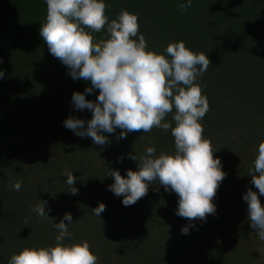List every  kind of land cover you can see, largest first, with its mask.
Instances as JSON below:
<instances>
[{
	"label": "trees",
	"instance_id": "1",
	"mask_svg": "<svg viewBox=\"0 0 264 264\" xmlns=\"http://www.w3.org/2000/svg\"><path fill=\"white\" fill-rule=\"evenodd\" d=\"M181 2L105 0V14L109 21L115 19L122 9L136 14L139 34L144 36L149 51L167 55L164 50L169 43L183 41L185 47L194 53L207 55L210 64L194 83L200 86L208 103V111L199 121L203 127V138L211 142L213 158H220L222 171L226 173L212 198L216 205L215 214L206 215L204 220L194 218L196 221L190 226L189 233L180 232L174 247L169 244L161 247L146 235L139 234V231L144 230L143 225L149 224V210H152L153 217L161 216L167 225L172 224L171 211L158 205L164 201L169 203L168 199L161 201V197L157 196L158 199L152 205L147 191L132 205L124 206L121 196L107 190L112 179L97 186L100 193L97 203L83 205L86 210H92L98 203H103L105 208L98 222H90L85 212L83 223H91L92 226L79 234L80 225L77 224L78 228L73 223L79 220L81 214L76 215L73 212L76 208L72 205L65 206L64 202L51 197L47 207L51 208V212L58 211L59 215L48 221L31 211L38 200H47L46 192L38 194L37 202L29 203L34 200L33 196L29 200V192L22 190L20 197L28 203H13L17 198L16 190L13 193V189L8 190L3 185L13 175L12 166L4 181L0 177V264H8L10 256L23 248L55 245L58 233L53 223L60 221L66 209V212L71 213L73 222L68 226L71 237H65L62 243L67 244L71 238L75 242L87 241L90 251L97 257V264H179L171 258L173 248L178 250L179 257L191 249L198 255L199 264H242L234 257L236 250L241 248L242 238L241 234L235 232V222H238L247 207L242 194L251 188L257 192L260 202L264 199L251 184L249 173V169L254 166L258 144L264 141V0H192L191 7L183 12L178 8ZM25 4V8L17 9L13 0H0V44L7 41L16 29L39 28L38 23L44 22V0H30ZM91 34L97 40L108 38L103 28ZM50 60L54 62L52 76L57 92L60 96H66L69 103V109H65V116L58 119L60 126L55 130L58 138L68 142L57 144L55 154L58 158L52 165V174L61 173V167L67 165L72 174H82L84 189L91 190L97 170L107 167L118 169L121 176L125 175V170H137V161L125 157V149L132 148L133 155L137 157L144 154L147 147L155 148V156L161 152H175L171 129L166 131L153 127L150 132L137 130L117 139L121 131L117 128L113 133H102L108 137L104 145L93 142L83 144L79 136L70 138L69 129L62 125L64 119L72 116L86 122L91 118L90 110L74 108L71 95L73 92L83 93L84 88L91 87V84L81 78L74 80L68 75L66 66L51 54L48 62ZM98 91L94 89L90 94L85 93V99L95 101ZM174 111L164 118L172 126H175L172 120ZM111 152L122 157L125 162H119L116 156L113 160L109 159L111 164L107 165L106 156ZM96 158L101 161L95 163ZM46 167H41L38 173H44ZM121 169L124 171L120 172ZM4 171L5 168L1 169L0 174ZM19 171L23 176L21 181L25 179L27 184L23 168H19ZM85 174L87 177H84ZM108 177L111 178L110 175L105 178ZM62 179L65 177L61 176ZM53 181L47 178V183L52 187L55 186ZM7 182L10 183V180ZM81 209L77 208L76 212L80 213Z\"/></svg>",
	"mask_w": 264,
	"mask_h": 264
},
{
	"label": "clouds",
	"instance_id": "2",
	"mask_svg": "<svg viewBox=\"0 0 264 264\" xmlns=\"http://www.w3.org/2000/svg\"><path fill=\"white\" fill-rule=\"evenodd\" d=\"M44 2L46 17L40 23L39 36L48 52L66 66L74 80L81 78L91 84L83 93L71 95L74 108L90 110L91 118L85 122L69 116L62 125L79 137H91L96 145L108 142L102 133H113L117 128L121 130L117 139L137 130L150 132L153 127L171 129L174 153L161 152L155 156V148L147 147L139 157L127 154V158L137 161V170H125L121 176L118 169H108L106 176L110 175L113 182L107 190L121 196V204L129 206L147 194L150 183L156 182L166 192L178 196L176 215L191 221L215 214L212 198L226 173L222 171L220 158H213L211 142L203 138L199 121L208 111V103L200 86L194 83L210 64L207 55L194 53L183 41L169 43L164 50L167 55L147 50L144 36L138 31L137 15L122 9L109 21L105 0ZM191 4L192 0H182L178 8L183 12ZM102 28L108 38L94 39L91 33ZM3 77L0 70V78ZM94 89L99 90L95 101L86 100L85 93L90 94ZM173 109L175 126L164 119ZM256 151L249 173L251 184L264 196V141ZM63 176L68 191L77 194L72 171H66ZM11 187L19 191L21 182L14 181ZM242 199L247 202L249 227L264 240V206L257 192L248 188ZM38 201L31 211L49 218L51 208L47 207V201ZM104 208L103 203H98L92 212L99 217ZM72 222L71 213L65 212L58 223H53L58 233L55 245L23 248L10 256L8 264H97L87 241L62 243L65 237H71L68 226ZM190 226L182 227L181 233L187 234Z\"/></svg>",
	"mask_w": 264,
	"mask_h": 264
},
{
	"label": "rangeland",
	"instance_id": "3",
	"mask_svg": "<svg viewBox=\"0 0 264 264\" xmlns=\"http://www.w3.org/2000/svg\"><path fill=\"white\" fill-rule=\"evenodd\" d=\"M13 1L16 8L20 9L25 8L27 5L25 2L30 0ZM40 23L38 24L40 25ZM49 58L50 53L47 45L43 43L42 37L39 36L38 27L16 29L7 41L0 44V70L4 72V77L0 78V170L5 168L0 177L4 181L7 177V171L14 166L12 169L13 175L9 179L10 183L7 180L3 184L8 187V190H11L12 182L17 180L21 182L20 190L13 191L17 197L13 203H28L20 197L23 190L29 192V200L31 195L34 198L29 203L37 202L38 194L46 192L47 200L44 201H47V203L50 202L51 197H55V200L64 202L65 206L72 205L76 208L73 209V212L76 215L81 214L79 220L73 223L77 227L80 225V234L86 231L85 228L92 226L91 223L89 225L83 223L85 212L90 222L100 221V218L94 215L91 209L86 210L83 205L97 203L100 195L97 186L102 183L105 184V181H111L112 177L105 178L108 167L97 170L96 179H92L91 190H85V185L81 183L82 174H72L76 178L73 187L78 189V193L73 195L68 191V185L64 183L66 177L60 180L63 173H65L63 170L68 171L69 166H62L63 172L61 171V173H51L54 171L52 165L56 163L58 158V155L55 154L57 144L68 142L61 137L59 139L55 134V130L60 126L58 119L65 116V109H69V103L66 96H60L57 92L55 79L52 76L54 67L52 64L54 62L53 60L48 62ZM51 115L52 118L49 117ZM44 124L46 127H43ZM68 134L70 138L73 135L77 136L71 130H68ZM79 138L83 144L92 142L91 137ZM125 150H127L123 153L125 157H127V154H133L132 148ZM116 156L117 154H114V152L108 154L106 156L108 158L107 165L111 164L109 159L113 160ZM100 161L99 158L95 159V163ZM119 162H125V160L121 159ZM45 165L47 166L46 171L39 174L38 172L42 170L41 167ZM19 168H23L24 173L27 175V184H25V179L21 181L23 176ZM123 171V169L120 170V172ZM84 177H87L86 174ZM47 178H50L51 181L54 180L52 182L55 184L54 187L47 183ZM150 184L151 186L148 188L150 197L148 200L153 205V202L158 199L157 196L161 197V201L168 199L169 203L164 201V203L158 205L161 208L167 207L171 211L172 224L167 225L163 222L161 216L153 217L152 210H149V216L151 217L148 219L149 224L144 226L142 223L144 230L139 231V234L146 235L147 238L152 242H157L161 247H166L168 244L174 247V242L177 243L178 241L180 229L188 226V224L193 225L196 220L192 219L190 221L188 218L175 214L178 196L174 192H166L164 186L159 183L153 182ZM153 197L157 198L154 199ZM244 202L247 205V202ZM261 205L264 206V199ZM79 207L82 209L80 213H77L76 210ZM245 210L246 212L242 213L238 222H235L237 226L234 228L235 232L241 234L242 238L241 248L236 250V256L234 257L242 264H264V240H260L255 230L249 227L247 207ZM58 215V211L53 210L49 218L55 219ZM49 218H47V221L50 220ZM142 225L140 228H142ZM47 237L49 238V236ZM70 240L73 243L81 242H75L72 238ZM70 240L67 244H72ZM177 253L178 250L173 248L171 258L175 262L179 264H199L197 262L198 255L191 249L186 250L182 257H179Z\"/></svg>",
	"mask_w": 264,
	"mask_h": 264
}]
</instances>
